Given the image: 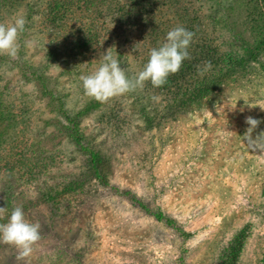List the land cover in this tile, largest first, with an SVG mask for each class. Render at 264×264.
<instances>
[{"label": "trees", "instance_id": "obj_1", "mask_svg": "<svg viewBox=\"0 0 264 264\" xmlns=\"http://www.w3.org/2000/svg\"><path fill=\"white\" fill-rule=\"evenodd\" d=\"M63 1L0 0V23L5 16L12 20L23 16L26 24L20 33L21 42L29 33L28 42H23L16 58L0 61V70L13 67L14 61L20 68L14 81L0 76V80H8L0 86V162L4 161L5 166L0 177V207L5 208L0 223H7L12 210L21 207L28 222L40 225L41 238L33 245V253L38 246L50 247L54 253L60 251L53 261L39 262L41 257L36 255L34 261L21 264H61L57 258L71 249L69 240L56 236L55 229L67 234L68 223L92 212L87 207L88 198L93 192L100 195L102 189L183 237L189 236L160 205H150L160 193L149 171L145 178L149 193L141 192L143 197L133 188L114 183L110 173L114 169L119 172L125 164L128 173L129 169L137 173L144 164L131 152L143 147L145 151L148 145L150 154L156 157L159 147L154 146L168 143V133L174 126L195 120V115L206 108L213 109L219 95L227 94L237 105L255 106L264 100V0H77V14L88 25L80 22L76 28L65 18L75 2ZM177 26L194 33L189 56L163 86L145 82L143 89L160 96L156 105L146 106L139 95L126 103L125 94L101 103L84 94L80 76L89 75L88 64L102 63L101 58L93 62L89 54L100 53L102 57L109 49L131 77L143 69L150 50L159 47ZM35 43L44 53L43 63H32L28 56L18 58L24 46ZM1 56L6 58V54ZM50 69L55 73L47 74ZM254 93L255 98L248 103ZM132 112H137L136 119L129 117ZM90 113L96 114L93 127H82L84 117ZM242 126L245 130L248 127L244 122ZM17 145L25 152L32 150L35 161L31 162L25 152L22 155L21 149V154L10 162ZM147 154L145 151L140 156L145 158ZM52 164L60 181L50 172ZM15 166L22 170L25 183H32L33 191L18 190L23 181L18 183L15 173L9 171ZM75 166L81 171L72 172ZM41 177L43 183L36 184ZM91 183V192H87ZM251 233L250 223L236 229L220 248L215 264H242ZM10 247L0 243V261L13 255ZM84 254L68 253L65 262L83 264ZM10 263L11 259L5 261Z\"/></svg>", "mask_w": 264, "mask_h": 264}, {"label": "rangeland", "instance_id": "obj_2", "mask_svg": "<svg viewBox=\"0 0 264 264\" xmlns=\"http://www.w3.org/2000/svg\"><path fill=\"white\" fill-rule=\"evenodd\" d=\"M70 1L75 4L68 6L70 13L65 17L68 24L75 28L80 22H83V26L85 23L88 25L87 20L80 13L77 14V0ZM13 21L9 16H5L1 23L10 25ZM138 35L135 39H138ZM28 36L29 33L26 32L21 42L19 34V48L24 41L28 42ZM39 46L38 43L27 44L18 58L28 56L32 63L37 60L43 63L44 53ZM89 55L93 62L101 58L100 53ZM3 59L14 58L7 54L6 58H3L0 54V61ZM14 63L11 64L13 67L4 66L0 70L2 78L15 80L20 68ZM99 66L97 63L88 64L87 71L91 74ZM51 73H55L54 69L47 71V74ZM7 81L0 80V86ZM64 84L69 83L65 81ZM137 95L146 106L152 103L156 105V102L161 101L160 96L138 88L132 93H126L123 103L133 100ZM255 96V93L252 94L248 103ZM235 102L236 100L227 94L219 95L213 109L206 108L202 114L200 112L195 115V120L174 126L175 129L168 133V143L154 146L155 149L159 147L155 152L156 157L150 154L147 145L145 151L148 152L147 156L151 157L150 161L147 160L148 157L140 156L145 152L142 150L144 147L140 151L137 148L131 152V155L136 156V161L139 158V163L144 164L137 173H133L131 169L128 173L127 164L123 165L119 172L114 169L110 173L114 183H119L121 187L133 188L143 197L141 192L149 193L145 189V178L149 171L154 177L157 193H160L155 202L150 200V205H160L164 213L172 217L179 227L190 234L189 236L183 237L164 222L144 215L121 197L99 188L100 195L93 192L87 201V207L89 206L92 212L73 223H68L67 234L63 229H55L56 236L63 235L64 239L69 240L67 245L71 251L68 253L75 255L78 251L84 252L83 264H215L220 248L226 244L231 234L243 224L250 223L252 233L242 254V264H264V152L249 149L243 137L245 126H242L245 117L249 115L264 120V111L258 106H264V100L261 99L255 106L237 105ZM131 106L133 107V104ZM135 113L137 115V112ZM135 113L132 112L129 117L136 119ZM95 116L96 114L91 113L85 116L82 127L92 128ZM34 125L31 118L30 127L33 128ZM263 125L264 122L258 126L256 132L264 131ZM165 130L168 131V127ZM241 130L244 133H241ZM22 148L17 145L14 157L9 158L10 162L21 154ZM22 150L23 155L25 149ZM25 154L30 157L31 162L35 161L31 158L32 150L26 151ZM3 164L4 161H1L0 177L4 175ZM49 169L60 181L59 172L54 169L53 164ZM71 170L77 173L81 171L76 166ZM9 171L15 173L18 183L23 181L18 190L33 191L32 183H25V177L21 176L22 170L18 166ZM43 180V177L39 178L36 184H42ZM91 187L92 183L87 192H91ZM85 239H88L87 244ZM38 248L29 257L18 260L19 250L11 245L13 255L8 258L11 259L10 264H16V261L20 264L34 261L36 255L41 257L39 262L47 263L60 254L59 250L54 253L50 247ZM67 254H61L57 258L62 260L61 264H69L68 261L65 262L68 259ZM8 259L0 261L1 264H5Z\"/></svg>", "mask_w": 264, "mask_h": 264}, {"label": "clouds", "instance_id": "obj_3", "mask_svg": "<svg viewBox=\"0 0 264 264\" xmlns=\"http://www.w3.org/2000/svg\"><path fill=\"white\" fill-rule=\"evenodd\" d=\"M25 24L23 16L15 18L10 25L0 23V54L17 57L19 51L17 39L19 34L24 32ZM193 36L194 33L184 27L173 28L166 34L165 41L159 47L150 50L143 69L131 77L108 49L103 53L102 63L95 72L80 76L84 94L104 103L110 98L134 92L138 88L142 89L145 82L150 81L153 87L163 86L169 75L178 72L183 61L188 58V47ZM258 106L264 111V106ZM262 122L264 121L251 115L245 117L244 123L248 127L243 137L252 151L264 152V131L256 132ZM4 212L5 208L0 207V214ZM39 229L38 223L28 222L23 209L16 207L12 210L8 222L0 223V243L16 247L19 250L17 259L24 260L31 255L33 245L41 238Z\"/></svg>", "mask_w": 264, "mask_h": 264}]
</instances>
